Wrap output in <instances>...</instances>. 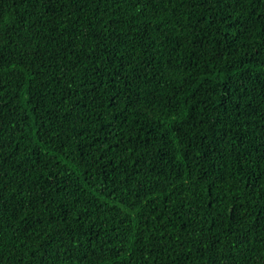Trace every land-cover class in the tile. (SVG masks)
Masks as SVG:
<instances>
[{
	"label": "trees",
	"instance_id": "1",
	"mask_svg": "<svg viewBox=\"0 0 264 264\" xmlns=\"http://www.w3.org/2000/svg\"><path fill=\"white\" fill-rule=\"evenodd\" d=\"M0 264H264V0H0Z\"/></svg>",
	"mask_w": 264,
	"mask_h": 264
}]
</instances>
